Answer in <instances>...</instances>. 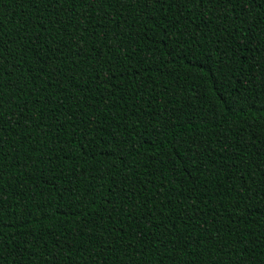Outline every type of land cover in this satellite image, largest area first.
<instances>
[{"label": "trees", "instance_id": "trees-1", "mask_svg": "<svg viewBox=\"0 0 264 264\" xmlns=\"http://www.w3.org/2000/svg\"><path fill=\"white\" fill-rule=\"evenodd\" d=\"M264 0H0V264H264Z\"/></svg>", "mask_w": 264, "mask_h": 264}, {"label": "snow or ice", "instance_id": "snow-or-ice-1", "mask_svg": "<svg viewBox=\"0 0 264 264\" xmlns=\"http://www.w3.org/2000/svg\"><path fill=\"white\" fill-rule=\"evenodd\" d=\"M261 79L264 80V76H262Z\"/></svg>", "mask_w": 264, "mask_h": 264}]
</instances>
